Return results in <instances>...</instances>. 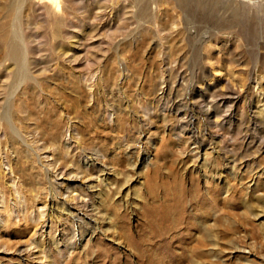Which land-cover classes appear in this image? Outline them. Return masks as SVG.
Masks as SVG:
<instances>
[{
    "label": "rangeland",
    "instance_id": "obj_1",
    "mask_svg": "<svg viewBox=\"0 0 264 264\" xmlns=\"http://www.w3.org/2000/svg\"><path fill=\"white\" fill-rule=\"evenodd\" d=\"M20 9L24 61L0 44V264H264V0ZM174 191L186 230H166Z\"/></svg>",
    "mask_w": 264,
    "mask_h": 264
},
{
    "label": "bare ground",
    "instance_id": "obj_2",
    "mask_svg": "<svg viewBox=\"0 0 264 264\" xmlns=\"http://www.w3.org/2000/svg\"><path fill=\"white\" fill-rule=\"evenodd\" d=\"M18 1L19 0H11L10 3H8V5H7V11L9 13L8 15H11V13H14V11H16V12L13 15L14 17H12V16L9 17V20L11 21L10 25L12 27L11 34H9L8 31L7 32L3 31L4 29H6V26H8L6 22H4V24H2V26H0V29L3 31L2 33H0V44H1V42L3 44H5V47L8 49L10 55H12V57L16 61L22 63L24 61L23 60L24 56L22 57V51H21V48L18 44L20 42V37H19L18 29H17V25H19L18 24L19 23L18 22L19 15L21 14L20 7H21L22 0L19 1L20 2L19 5H18ZM4 17H6V16H4ZM4 21H6V20H4ZM177 200H178V192L174 191L173 197L171 199L170 198L168 199V203L165 204V206L163 208V213L165 214L163 217L168 216V221L166 223V230H168V231L169 230L175 231V229L179 230V231L188 229V225L184 224V222H183L184 220H183L182 216L178 215V213L177 214L175 213V212H177V207L179 205ZM199 208H201V206H198L197 210ZM170 239H173V237L172 238L170 237L169 240ZM191 248H194L195 251L197 249H200V241L198 240L195 243V246L192 245ZM169 255H172V254H169ZM177 256L181 257L180 253Z\"/></svg>",
    "mask_w": 264,
    "mask_h": 264
}]
</instances>
